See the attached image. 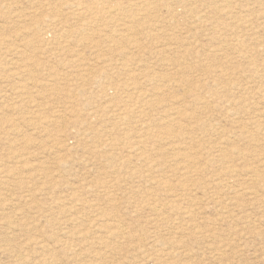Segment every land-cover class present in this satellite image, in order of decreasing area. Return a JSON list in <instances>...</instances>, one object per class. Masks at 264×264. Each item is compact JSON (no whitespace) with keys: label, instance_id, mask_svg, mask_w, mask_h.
Masks as SVG:
<instances>
[{"label":"rangeland","instance_id":"1","mask_svg":"<svg viewBox=\"0 0 264 264\" xmlns=\"http://www.w3.org/2000/svg\"><path fill=\"white\" fill-rule=\"evenodd\" d=\"M165 1L0 0V264H264V176L251 194L240 170L264 153V0Z\"/></svg>","mask_w":264,"mask_h":264},{"label":"bare ground","instance_id":"2","mask_svg":"<svg viewBox=\"0 0 264 264\" xmlns=\"http://www.w3.org/2000/svg\"><path fill=\"white\" fill-rule=\"evenodd\" d=\"M4 1H5V0H4ZM61 1H62V0H61ZM77 1H79V0H76V1L73 0V4H75ZM136 1H137V0H136ZM170 1H171V0H170ZM190 1H191V0H190ZM218 1H219V0H218ZM233 1H234V0H233ZM235 1H236V0H235ZM241 1H243V0H241ZM245 1H247V0H245ZM9 2H10V1H9ZM53 2H54V1H53ZM81 2H82V1H80V2H78V3H81ZM104 2H105V1H104ZM148 2H150V1H148ZM164 2H166V1L164 0ZM180 2H181V1H180ZM186 2H187V1H186ZM210 2H212V1H210ZM227 2H228V1H227ZM5 3H6V2H5ZM13 3H14V2H13ZM65 3H67V2H65ZM167 3H168V2H166L165 4H167ZM173 3H174V2H173ZM231 3H232V2H231ZM10 4H11V3H10ZM82 4H83V3H82ZM143 4H144V3H143ZM143 4H142V5H143ZM174 4H175V3H174ZM183 4H184V3H183ZM189 4H190V3H189ZM220 4H221V2H220ZM223 4H224V3H223ZM225 4H226V3H225ZM68 5H70V4H68ZM68 5H67V6H68ZM140 5H141V4H140ZM169 5H170V4H169ZM171 5H172V4H171ZM185 5H186V4H185ZM185 5H184V6H185ZM191 5H192V4H191ZM191 5H189V6H191ZM210 5H211V3H210ZM210 5H208V6H210ZM7 6H8V5H7ZM67 6H66V7H67ZM71 6H72V5H71ZM147 6H149V5H147ZM152 6H153V5H152ZM166 6H167V5H166ZM208 6H207V7H208ZM216 6H217V5H216ZM259 6H260V5H259ZM10 7L12 8V6H10ZM13 7H14V6H13ZM69 7H70V6H69ZM74 7H75V5H74ZM78 7H80V6H78ZM155 7H156V6H155ZM169 7H170V6H169ZM169 7H168V8H169ZM187 7H188V6H187ZM211 7H212V6H211ZM211 7H210V8H211ZM233 7H234V6H233ZM242 7H243V6H242ZM253 7H254V6H253ZM15 8H16V6H15ZM83 8H84V7H83ZM189 8H190V7H189ZM192 8H193V7H192ZM216 8H217V7H216ZM216 8H215V9H216ZM244 8H245V7H244ZM247 8H248V7H247ZM247 8H245V9H247ZM67 9L71 11V9H69V8H67ZM76 9H77V8H76ZM79 9H80V8H79ZM79 9H78V10H79ZM121 9H122L121 7H120V9H119L118 7L113 8V9L111 10L110 13H111V14H114V15H119V12H118V11H120ZM217 9H218V8H217ZM217 9H216V12H218ZM240 9H241V8H240ZM240 9H239V10H240ZM242 9H243V8H242ZM11 10H12V9H11ZM14 10H15V9H14ZM54 10H55V9H54ZM68 10H67V11H68ZM176 10H177V9H176ZM231 10H232V8H231ZM239 10H238V11H239ZM260 10H262V9H260ZM56 11H57V10H56ZM85 11H86V10H85ZM193 11H194V10H193ZM222 11H223V9H222ZM222 11H221V12H222ZM241 11H242V10H241ZM18 12H20V11H18ZM32 12H33V11H32ZM73 12H74V11H73ZM87 12H88V11H87ZM124 12H125V11H124ZM169 12H170V11H169ZM183 12H184V11H183ZM187 12H188V11H187ZM194 12H195V11H194ZM219 12H220V11H219ZM258 12H259V11H258ZM9 13H10V12H9ZM9 13H7V15H8ZM14 13H15V11H14ZM14 13H12V14H14ZM66 13H67V12H66ZM76 13H78V12L76 11ZM88 13H89V12H88ZM148 13H149V12H148ZM232 13H233V12H232ZM237 13H238V12H237ZM246 13H247V12H246ZM251 13H254V12H251ZM251 13H250V14H251ZM263 13H264V12H263ZM263 13H260V14H263ZM4 14H5V13H4ZM67 14H68V13H67ZM121 14H122V13H121ZM181 14H182V13H181ZM196 14H197V13H196ZM201 14H202V13H201ZM201 14H200V15H201ZM227 14H228V13H227ZM230 14H231V13H230ZM234 14H235V13H234ZM250 14H249V15H250ZM107 15H108V14H107ZM124 15H126V13H125ZM156 15H157V14H156ZM164 15H165V14H164ZM168 15H170V14H168ZM193 15H195V14H193ZM200 15H198V16H200ZM237 15H238V14H237ZM253 15H254V14H253ZM255 15H256V13H255ZM258 15H259V14H258ZM71 16H72V15H71ZM75 16H76V15H75ZM82 16H84V15H82ZM119 16H120V15H119ZM181 16H182V15H181ZM231 16H233V15H231ZM25 17H27V16H25ZM28 17H29V16H28ZM51 17H52V16H51ZM126 17H127V16H126ZM134 17H135V16H134ZM162 17H163V15H162ZM177 17H179V16H177ZM210 17H211V16H210ZM235 17H236V16H235ZM250 17H251V15H250ZM250 17H249V18H250ZM4 18H5V16H4ZM72 18H74V16H73ZM119 18H121V17H119ZM127 18H128V17H127ZM127 18H126V19H127ZM132 18H133V17H132ZM135 18H136V17H135ZM135 18H134V19H135ZM170 18H171V17H170ZM188 18H190V17H188ZM199 18H200V17H199ZM199 18H198V19H199ZM202 18H203V17H202ZM236 18H237V17H236ZM238 18H239V17H238ZM99 19H101V18H99ZM128 19H129V18H128ZM184 19H185V18H184ZM192 19H193V18H192ZM192 19H191V20H192ZM204 19H205V18H204ZM204 19H203V20H204ZM247 19H248V17H247ZM54 20H55V19H54ZM164 20H165V19H164ZM164 20H163V21H164ZM193 20H194V19H193ZM206 20H207V19H206ZM213 20H214V19H213ZM213 20H212V21H213ZM238 20H239V19H237V21H238ZM51 21H52V20H51ZM51 21H50V22H51ZM112 21H113V20H112ZM167 21H168V20H167ZM169 21H170V20H169ZM169 21H168V22H169ZM199 21H201V19H199ZM209 21H210V20H209ZM234 21H236V20H234ZM241 21L243 22V20H241ZM40 22H41V21H40ZM44 22H45V21H44ZM47 22H48V21H47ZM60 22H62V21H60ZM120 22H121V21H120ZM158 22H159V21H158ZM191 22H192V21H191ZM213 22H214V21H213ZM249 22H250V21H249ZM97 23H98V22H97ZM117 23H118V22H116V24H117ZM128 23H129V22H128ZM238 23H239V22H238ZM45 24L47 25V23H45ZM45 24H44V25H45ZM54 24H55V23H54ZM56 24H57V23H56ZM93 24H96V23H93ZM116 24H115V25H116ZM122 24H123V23H122ZM124 24H125V22H124ZM153 24H154V23H153ZM159 24H160V23H159ZM189 24H190V23H189ZM191 24H192V23H191ZM199 24H201V23H199ZM236 24H237V23H236ZM48 25H49V23H48ZM51 25H52V24H51ZM88 25H89V24H88ZM113 25H114V24H113ZM125 25L127 26L128 24H125ZM162 25H164V24L162 23ZM211 25H212V24H211ZM244 25H245V23H244ZM248 25H249V23H248ZM253 25H254V24H253ZM253 25H252V26H253ZM255 25H256V24H255ZM56 26H57V25H56ZM56 26H55V28H58V27H56ZM62 26H64V25H62ZM65 26H66V25H65ZM90 26H91V25H90ZM192 26H193V25H192ZM194 26H195V25H194ZM202 26H204V23L202 24ZM212 26H213V25H212ZM49 27H50V26H48V28H49ZM53 27H54V26H53ZM59 27H60V26H59ZM114 27H115V26H114ZM118 27H119V26H118ZM135 27H136V26H134V28H135ZM206 27H207V26H206ZM64 28H65V27H64ZM121 28H122V27H121ZM138 28H139V27H138ZM147 28H148V27H147ZM167 28H168V27H167ZM167 28H166V29H167ZM202 28H203V27H202ZM243 28H244V27H243ZM253 28H254V26H253ZM253 28H252V29H253ZM114 29H116V27H115ZM117 29H118V28H117ZM126 29H127V31L129 30V28H126ZM142 29L144 30V28H142ZM156 29H157V28H156ZM161 29H162V28H161ZM161 29H160V30H161ZM198 29H199V28H198ZM263 29H264V28H263ZM119 30H120V28H119ZM134 30H136V29H134ZM149 30H150V29H149ZM170 30L172 31V29H170ZM174 30H176V29H174ZM190 30H191V29H190ZM192 30H194V29L192 28ZM202 30H203V29H202ZM248 30H250V29H248ZM255 30H256V28H255ZM52 31H53V30H52ZM55 31H56V30H55ZM60 31H61V30H60ZM60 31H59V32H60ZM62 31H63V30H62ZM78 31H79V30H78ZM166 31H167V30H166ZM194 31H195V32H199V31H196V29H195ZM251 31H252V30H251ZM257 31H258V30H257ZM79 32H80V31H79ZM83 32H84V31H83ZM118 32H119V31H118ZM118 32H117V35H118ZM122 32H123V31H122ZM159 32H160V31H159ZM172 32H173V31H172ZM200 32H201V31H200ZM255 32H256V31H255ZM50 33H51V31H50ZM56 33H57V32H56ZM119 33H120V35H121V32H119ZM130 33H131V30H130ZM130 33H129L128 35H130ZM156 33H157V30H156ZM156 33H155V34H156ZM164 33H165V32H164ZM249 33H250V32H249ZM251 33H252V32H251ZM45 34H46V33H45ZM52 34H53V33H52ZM60 34H61V32H60ZM123 34H124V33H123ZM135 34H136V33H135ZM133 35H134V34H133ZM191 35H192V34H191ZM64 36H65V35H64ZM122 36H123V35H122ZM150 36H151V35H150ZM237 36H238V35H237ZM257 36H258V34H257ZM53 37H54V36H53ZM238 37H239V36H238ZM252 38H253V37H252ZM259 38H260V37H259ZM127 39H128V41H129V43H130L131 41H132L133 43H135L136 41H138V40L134 39L133 37L131 38L130 36H127ZM239 39H240V38H239ZM239 39H238V40H239ZM244 39H245V37H244ZM255 39H256V38H255ZM260 39H261V38H260ZM191 40H192V39H191ZM193 40H194V39H193ZM235 40H236V39H235ZM240 40H241V39H240ZM245 40H247V39H245ZM249 40H250V39H249ZM252 40H253V39H252ZM261 40H262V39H261ZM170 41H171V40H170ZM226 41H227V40H226ZM164 42H166V41H164ZM239 42H240V41H239ZM251 42H252V41H251ZM0 43H1V42H0ZM162 43H163V41H162ZM236 43H237V42H236ZM243 43H244V42H243ZM248 44H249V43H248ZM248 44H247V46H248ZM262 44H263V43H262ZM137 45H138V44H137ZM189 45H190V44H189ZM200 45H201V44H200ZM245 45H246V44H245ZM132 46H134V44H133ZM192 46H193V45H192ZM195 46H196V44H195ZM195 46H194V47H195ZM230 46H231V45H230ZM247 46H246V47H247ZM251 46H252V45H251ZM251 46H250V47H251ZM255 46H256V45H255ZM258 46H259V45H258ZM1 47H3V46H1ZM140 47H141V46H140ZM172 47H173V46H172ZM174 47H175V46H174ZM180 47H181V45H180ZM183 47H184V46H183ZM183 47H182V48H183ZM231 47H232V46H231ZM244 47H245V46H244ZM253 47H254V46H253ZM166 48H167V46H166ZM187 48H188V47H187ZM233 48H234V47H233ZM241 48H242V46H241ZM123 49H124V48H123ZM130 49H131V47H130ZM138 49H139V48H138ZM168 49H170V48H168ZM184 49H185V47H184ZM197 49H199V48H197ZM211 49H212V48H211ZM215 49H216V48H215ZM215 49H214V50H215ZM219 49H220V48H219ZM222 49H223V48H222ZM238 49H239V48H238ZM244 49H246V48H244ZM161 50H162V49H161ZM204 50H205V49H204ZM241 50H242V49H241ZM248 50H249V49H248ZM248 50H247V51H248ZM123 51H124V50H123ZM129 51H130V50H129ZM192 51H193V50H192ZM221 51H222V50H221ZM239 51H240V50H239ZM245 51H246V50H245ZM138 52H139V51H138ZM138 52H137V53H138ZM160 52L162 53V51H160ZM184 52H185V51H184ZM193 52H194V51H193ZM193 52H192V53H193ZM197 52H198V50H197ZM209 52H210V51H209ZM222 52H223V51H222ZM241 52H242L241 54H243V55L245 54V53H243L244 51H241ZM250 52H251V51H250ZM211 53H212V52H211ZM218 53H219V52H218ZM124 54H125V52H124ZM127 54H128V53H127ZM140 54H141V53H140ZM201 54H202V53H201ZM213 54H214V52H213ZM219 54H220V53H219ZM239 54H240V52H239ZM241 54H240V55H241ZM78 55H79V54H78ZM192 55H193V54H192ZM205 55H206V53H205ZM226 55H228V54H226ZM243 55H242V56H243ZM247 55H248V54H247ZM249 55H250V54H249ZM132 56H133V54H132ZM198 56H199V55H198ZM253 56H254V55H253ZM215 57H216V56H215ZM257 57H258V55H257ZM205 58H206V57H205ZM208 58H209V57H208ZM218 58H219V57H218ZM228 58H229V57H228ZM76 59H77V58H76ZM79 59H80V58H79ZM96 59H97V58H96ZM198 59H199V58H198ZM198 59H197V60H198ZM219 59H220V58H219ZM226 59H227V58H226ZM252 59H253V58H252ZM77 60H78V59H77ZM98 60H99V59H98ZM110 60H111V59H110ZM212 60H213V59H212ZM231 60H232V59H231ZM245 60H246V58H245ZM111 61H112V60H111ZM199 61H200V59H199ZM214 61H215V59H214ZM216 61H217V60H216ZM249 61H250V60H249ZM72 62H73V59H72ZM72 62H71V64H72ZM94 62H95V61H94ZM101 62H102V61H101ZM134 62H137V60L134 61ZM134 62H132V63H134ZM138 62H139V61H138ZM161 62H163V61H161ZM211 62H212V61H211ZM78 63H79V62H78ZM81 63L84 64L83 62H81ZM109 63H110V62H109ZM111 63H112V62H111ZM113 63H114V62H113ZM113 63H112V64H113ZM132 63H131V64H132ZM166 63H167V61H166ZM171 63H172V62H170V64H171ZM197 63H198V62H197ZM202 63H203V62H202ZM208 63H209V62H208ZM219 63H220V62H219ZM263 63H264V62H263ZM263 63H262V64H263ZM95 64H96V63H95ZM104 64H105V66H106L107 63H104ZM114 64H115V63H114ZM121 64H123V63L121 62ZM220 64H221V63H220ZM249 64H250V63H249ZM76 65H77V63H76ZM79 65H80V64H79ZM79 65H77V66L79 67ZM84 65H85V64H84ZM84 65H83V66H84ZM123 65H124V64H123ZM125 65H126V63H125ZM125 65H124V66H125ZM140 65H141V67H142V64H140ZM144 65H148V64H144ZM160 65H164V63H162V64H160ZM171 65H172V64H171ZM196 65H197V64H196ZM207 65H208V64H207ZM211 65H212V64H210V67H211ZM224 65H225V63H224ZM255 65H256V63H255ZM80 66L82 67V65H80ZM86 66H87V64L85 65L84 68H86ZM98 66H99V65H98ZM137 66H138V65H137ZM150 66H151V65H150ZM175 66H177V65H175ZM205 66H206V65H205ZM220 66H221V65H220ZM225 66H226V65H225ZM78 67H76V68H78ZM92 67H93V66H92ZM110 67H111V66H110ZM113 67H114V66H113ZM115 67H117V66H115ZM118 67L121 68V66H118ZM122 67H123V66H122ZM125 67H126V66H125ZM127 67H128V66H127ZM146 67H147V66H146ZM163 67H165V65H164ZM169 67H171V66H168V68H169ZM172 67H173V65H172ZM236 67H237V66H236ZM239 67H240V66H239ZM239 67H238V68H239ZM248 67H249V65H248ZM251 67H252V65H251ZM251 67H250V68H251ZM262 67H263V66H262ZM20 68H21V67H20ZM70 68H71V67H70ZM76 68H75V69H76ZM90 68H91V67H90ZM108 68H109V67H108ZM128 68H129V67H128ZM128 68H126V69H128ZM130 68L132 69V67H130ZM135 68H136V66H135ZM139 68H140V67H139ZM143 68H144V67H143ZM173 68H174V67H173ZM243 68H244V67H243ZM243 68H242V69H243ZM255 68H257V67L255 66ZM23 69H24V68H23ZM95 69H96V68H95ZM126 69H125V70H126ZM136 69H137V68H136ZM146 69H147V68H146ZM149 69H150V68H149ZM201 69H203V68H201ZM211 69H212V68H211ZM260 69H261V68H260ZM80 70H81V69H80ZM112 70H113V69H112ZM133 70H134V68H133ZM143 70H144V69H142V71H143ZM150 70H152V68H151ZM245 70H247V69H245ZM74 71H75V70H74ZM82 71H83V70H82ZM87 71H88V70H87ZM114 71H116V70H114ZM117 71H120V70H117ZM126 71H127V70H126ZM128 71H130V70H128ZM153 71H154V70H153ZM195 71H196V70H195ZM199 71H200V70H199ZM199 71H198V72H199ZM202 71H203V70H202ZM229 71H231V70H229ZM243 71H244V70H242V72H243ZM247 71H249V70H247ZM83 72H84V71H83ZM83 72H82V74H83ZM91 72H92V71H91ZM145 72H146V71H144V73H145ZM198 72H197V74H198ZM220 72H221V71H220ZM235 72H238V73H239L240 71H239V69H238V71H237V69H236ZM235 72H234V73H235ZM244 72H245V71H244ZM249 72H250V71H249ZM254 72H255V71H254ZM125 73H126V72H125ZM128 73H129V72H128ZM130 73H132V72H130ZM147 73H148V71H147ZM149 73H150V72H149ZM186 73H187V72H186ZM250 73H251V72H250ZM256 73H257V72H256ZM78 74H79V73H78ZM84 74H86V73H84ZM87 74H88V72H87ZM89 74H90V73H89ZM89 74H88V75H89ZM95 74H96V73H95ZM133 74H134V73H133ZM154 74H155V73H154ZM154 74H153V75H154ZM199 74H200V73H199ZM203 74H204V73H203ZM203 74H201V75H203ZM210 74H211V73H210ZM213 74H214V73H213ZM213 74H212V75H213ZM236 74H237V73H236ZM236 74H235V75H236ZM240 74H241V73H240ZM251 74H252V73H251ZM253 74H254V73H253ZM260 74H261V73H260ZM19 75H20V74H19ZM131 75H132V74H131ZM131 75H129V76H131ZM147 75H148V76H151L150 74H147ZM195 75H196V74H195ZM219 75H220V74H219ZM229 75H230V73H229ZM235 75H234V76H235ZM237 75H238V74H237ZM237 75H236V76H237ZM255 75H256V74H255ZM91 76H92V75H91ZM91 76H90V77H91ZM156 76H158V75H156ZM207 76H208V75H206V77H207ZM236 76H235V78H237ZM259 76H260V75L257 74V77H259ZM263 76H264V75H263ZM263 76H261V77H263ZM153 77H155V76H153ZM153 77H150L149 80L152 79ZM158 77H160V76H158ZM166 77H167V76H166ZM203 77H204V76H203ZM218 77L220 78V76H218ZM222 77H223V76H222ZM232 77H233V76H232ZM232 77H230V80H231ZM250 77H251V76H249V78H250ZM252 77H253V76H252ZM136 78H137V76H136ZM146 78H147V77H146ZM146 78H145V79H146ZM161 78H162V77H161ZM171 78H172V76H171ZM198 78H199V77H198ZM207 78H208V77H207ZM207 78H206V79H207ZM212 78H213V77H212ZM223 78H224V77H223ZM226 78H227V77H226ZM253 78H254V77H253ZM147 79H148V78H147ZM157 79H158V78H157ZM185 79L187 80V78H185ZM201 79H202V78H201ZM209 79H210V78H209ZM161 80L163 81V79H161ZM168 80H169V78H168ZM186 80H185V81H186ZM203 80H204V78H203ZM212 80H213V79H212ZM214 80H215V79H214ZM216 80H218V79L216 78ZM221 80L223 81V79H221ZM221 80H219L218 82H220ZM232 80H233V79H232ZM248 80H249V79H248ZM251 80H252V78H251ZM251 80H250V81H246V83H247V82H251ZM255 80H256V79H255ZM175 81H176V80H175ZM190 81H191V80H190ZM197 81H198V80H197ZM226 81H228V80H226ZM233 81H234V80H233ZM252 81H253V80H252ZM261 81H262V80H261ZM146 82H147V80H146ZM150 82H152V81L150 80ZM154 82H155V81H154ZM169 82H171V81L169 80ZM202 82H203V81H202ZM204 82H205V81H204ZM206 82H207V81H206ZM218 82H217V83H218ZM262 82H263V81H262ZM132 83H133V82H132ZM137 83H138V82H137ZM144 83H145V82H144ZM148 83H149V82H148ZM160 83H161V81H160ZM167 83H168V82H167ZM176 83H177V82H176ZM191 83H192V81H191ZM191 83H190V84H191ZM194 83H195V82H194ZM222 83H224V82H222ZM225 83H226V82H225ZM233 83H234V82H233ZM255 83H256V82H255ZM260 83H261V82H259V84H260ZM121 84H123V83H121ZM145 84H146V83H145ZM154 84H155V83H154ZM162 84H163V83H161V85H162ZM186 84H187V83H186ZM207 84H208V83H207ZM211 84H212V83H211ZM244 84H245V83H244ZM248 84H249V83H248ZM252 84H254V83H252ZM252 84H251V85H252ZM123 85H124V84H123ZM126 85H127V86H130L129 83L126 84ZM126 85H125V87H126ZM167 85H168V84H167ZM175 85H176V84H175ZM188 85H189V84H188ZM193 85H195V84H193ZM204 85H205V84H204ZM204 85H203V86H204ZM208 85H209V84H208ZM225 85H226V84H225ZM229 85H231V84H229ZM232 85H235V83L232 84ZM232 85H231V86H232ZM237 85H238V84H237ZM251 85L249 84V86H251ZM20 86H21V85H20ZM141 86H142V85H141ZM218 86H219V85H218ZM218 86H217V87H218ZM231 86H230V87H231ZM239 86H241V84H240ZM243 86H244V85H242V87H243ZM245 86H246V84H245ZM245 86H244V87H245ZM259 86H261V85H259ZM131 87H132V86H131ZM133 87H134V85H133ZM143 87H144V86H143ZM189 87H190V86H189ZM189 87H188V88H189ZM198 87H201V86H198ZM213 87H214V86H213ZM221 87H222V86H221ZM232 87H233V86H232ZM244 87H243V88H244ZM246 87H247V86H246ZM255 87H256V86H255ZM21 88H22V87H21ZM121 88H122V87H121ZM210 88H212V87H210ZM219 88H220V87H219ZM239 88H240V87H239ZM251 88H252V87H251ZM257 88H258V85H257ZM123 89H124V88H122V91H123ZM135 89H136V88H135ZM191 89H192V88H191ZM225 89H226V88H225ZM225 89H224V90H225ZM259 89H260V87H259ZM259 89H258V90H259ZM142 90H143V89H142ZM142 90H141V93L143 92ZM150 90H151V89H150ZM152 90H153V89H152ZM195 90H196V89H195ZM195 90H194V91H195ZM214 90H216V89H214ZM217 90H218V89H217ZM240 90H242V89H240ZM245 90H246V89H245ZM245 90H243V91L245 92ZM250 90H252V89H250ZM117 91H119L118 88L116 89V92H117ZM120 91H121V90H120ZM120 91H119V92H120ZM133 91H134V89H133ZM133 91H131V92H133ZM138 91H140V90H138ZM148 91H149V90H148ZM212 91H213V90H212ZM212 91H210V92H212ZM219 91H220V90H219ZM229 91H230V89H229ZM151 92H152V91H151ZM200 92H201V90L199 91V94H200ZM213 92H214V91H213ZM217 92H218V91H217ZM246 92H247V91H246ZM251 92H252V91H251ZM263 92H264V91H263ZM16 93H18V92H16ZM19 93H20V92H19ZM117 93H118V92H117ZM126 93H127V92H126ZM144 93H145V90H144ZM147 93H148V92H147ZM154 93H155V91H154ZM156 93H157V92H156ZM156 93H155V94H156ZM197 93H198V91H197ZM259 93H261V92H259ZM139 94H140V92L138 93V95H139ZM152 94H153V93H152ZM201 94H202V93H201ZM201 94H200V96H201ZM212 94H213V93H212ZM222 94H223V93H222ZM18 95H19V94H18ZM116 95H117V94H116ZM127 95H128V94H127ZM133 95H134V94H133ZM141 95H142V94H141ZM186 95H187V94H186ZM203 95H204V93H203ZM129 96L132 97L131 94H129ZM134 96H136V94H135ZM154 96H155V95H154ZM192 96H193V94H192ZM194 96H195V93H194ZM198 96H199V95H198ZM200 96H199V97H200ZM211 96H213V95H210V97H211ZM214 96H215V95H214ZM240 96H242V94L239 95V97H240ZM252 96H253V95H252ZM260 96H261V95H259V97H260ZM262 96H263V94H262ZM141 97H143V96H141ZM141 97H140V98H141ZM204 97H205V96H203V98H204ZM227 97H228V96H227ZM234 97H235V96H234ZM234 97H233V99H234ZM242 97H245V96H242ZM242 97H241L240 99H242ZM0 98H1V97H0ZM144 98H145V97H144ZM144 98H142V99H144ZM189 98H190V97H189ZM192 98H194V103H195V100L198 99L197 95H196V97H191V99H192ZM195 98H197V99H195ZM201 98H202V97H201ZM215 98H217V97H215ZM224 98H226V96H225ZM224 98H223V99H224ZM237 98H238V97H237ZM263 98H264V96H263ZM153 99H154V98H153ZM199 99H200V98H199ZM205 99H206V98H205ZM243 99H244V98H243ZM260 99H261V98H260ZM130 100H132V99H130ZM138 100H139V99H138ZM138 100H137V101H138ZM149 100H150V98H149ZM156 100H157V99L155 98V101H156ZM200 100H201V99H200ZM214 100H215V99H214ZM216 100H217V99H216ZM225 100H227V99H225ZM225 100H224V101H225ZM228 100H229V99H228ZM257 100H259V99H257ZM261 100H262V99H261ZM2 101H4V100H2ZM132 101H133V100H132ZM142 101H143V100H142ZM155 101H154V103H155ZM218 101H219V99H218ZM237 101H238V100H237ZM263 101H264V100H263ZM0 102H1V101H0ZM139 102H140V101H139ZM139 102H138V103H139ZM198 102H199V101H198ZM201 102H202V101H201ZM213 102H214V101H213ZM221 102H222V101H221ZM225 102H226V101H225ZM227 102H228V101H227ZM227 102H226V103H227ZM232 102H233V101H232ZM234 102H236V101H234ZM151 103L153 104V102H150V104H151ZM196 103H197V102H196ZM226 103H225V106H226ZM229 103H230V102H229ZM240 103H241V101H240ZM240 103H238V104H240ZM133 104H134V103H133ZM141 104H144V103H141ZM173 104H174V103H173ZM231 104H232V103H231ZM231 104H230V105H231ZM248 104H249V103H247V105H248ZM116 105H117V104H116ZM118 105H119V104H118ZM146 105H147V104H146ZM196 105H197V104H196ZM211 105H212V103H211ZM227 105H229V104L227 103ZM230 105H229V106H230ZM241 105H242V104H241ZM244 105H245V104H244ZM253 105H254V104H253ZM114 106H115V105H114ZM136 106H137V105H136ZM140 106H141V105H140ZM147 106H148V105H147ZM191 106H192V105H191ZM194 106H195V105H194ZM199 106H200V105H199ZM202 106H203V105H202ZM205 106H206V105H205ZM207 106H208V105H207ZM236 106H237V105H236ZM250 106H251V105H250ZM250 106H248V108H249ZM116 107H117V106H116ZM130 107H131V106H130ZM148 107H149V106H148ZM171 107H172V106H171ZM173 107H175V106H173ZM196 107H198V106H196ZM223 107H224V106H223ZM230 107H231V106H230ZM230 107H229V108H230ZM234 107H235V106H234ZM234 107H233L232 109H234ZM241 107H242V106H241ZM254 107H255V106H254ZM256 107H258V106H256ZM259 107L261 108V106H259ZM117 108H118V107H117ZM117 108H116V109H117ZM135 108H136V107H135ZM135 108H134V109H135ZM138 108H139V106H138ZM140 108L142 109V107H140ZM140 108H139V109H140ZM145 108H146V107H145ZM165 108H166V107H165ZM191 108H192V107H191ZM198 108H199V107H198ZM204 108H208V107H204ZM216 108H217V107H216ZM221 108H222V107H221ZM235 108H236V107H235ZM245 108H246V106H245ZM260 108H258V110H259ZM126 109H127V108H126ZM136 109H137V108H136ZM161 109H162V108H161ZM163 109H164V108H163ZM192 109H194V107H193ZM196 109H197V108H196ZM222 109H223V108H222ZM226 109H228L227 106H226ZM237 109H238V108H237ZM249 109H250V108H249ZM119 110H120V109H119ZM127 110H128V109H127ZM127 110H126V112H127ZM143 110H144V109H143ZM205 110H206V109H205ZM230 110H231V109H229L228 111H230ZM252 110L254 111V109H252ZM136 111H137V110H136ZM211 111H212V110H211ZM224 111H225V110H224ZM239 111H240V110H239ZM239 111H238V112H239ZM243 111H245V110H243ZM253 111H252V112H253ZM121 112L124 113V111H121ZM133 112H134V111H133ZM140 112H141V111H140ZM173 113H174V112H173ZM176 113H177V112H176ZM206 113H208V112H206ZM222 113H223V112H222ZM226 113H227V110H226ZM229 113H230V112H229ZM239 113H240V112H239ZM243 113H244V112H243ZM116 114H117V113H116ZM141 114H142V113H141ZM169 114H171V111H170ZM200 114H201V113H200ZM210 114H211V113H210ZM241 114H242V111H241ZM112 115H113V114H112ZM124 115H125V114H124ZM124 115H123V116H124ZM195 115H196V114H195ZM206 115H207V114H206ZM223 115H224V113H223ZM236 115H237V113H236ZM236 115H235V116H236ZM244 115H245V113H244L243 115H240V116H244ZM115 116H116V115H115ZM115 116H114V117H115ZM176 116H177V115H176ZM203 116L205 117V112H204ZM203 116H202V117H203ZM207 116H209V114H208ZM212 116H213V115H212ZM224 116H225V115H224ZM233 116H234V115H233ZM235 116H234V117H235ZM262 116H263V115H262ZM120 117H121V116H120ZM188 117H190V116H188ZM199 117H200V116H199ZM202 117H201V118H202ZM226 117H227V116H226ZM255 117H256V116H255ZM257 117H258V116H257ZM259 117H260V116H259ZM259 117H258V119H259ZM118 118H119V117H118ZM118 118H116V119H118ZM172 118H173V117H172ZM190 118H191V117H190ZM192 118H194V117H192ZM192 118H191V120H192ZM207 118H208V117H207ZM229 118L232 119V117H229ZM245 118H246V117H245ZM185 119H186V118H185ZM219 119H220V118H219ZM224 119H225V118H224ZM235 119H236V118H235ZM261 119H262V118H260L259 121H262V122H261V124H259L258 126L260 127V129L262 128V129L264 130V120H261ZM167 120H168V117H167ZM191 120H187V119H186V121H191ZM193 120L195 121V119H193ZM202 120H203V118H202ZM202 120H201V121H202ZM208 120L210 121L211 118H209ZM228 120H229V119H228ZM232 120H233V119H232ZM246 120H247V119H246ZM253 120H256V119H253ZM120 121H121V120H120ZM123 121H124V120H123ZM164 121H165V120H164ZM173 121H175V120H173ZM203 121H205V120H203ZM213 121H214V120H213ZM225 121H226V120H225ZM243 121H244V120H243ZM124 122H126V121H124ZM162 122H163V120H162ZM179 122H180V121H179ZM205 122H206V121H205ZM205 122H204V123H205ZM230 122H231V121H230ZM233 122H236V121H233ZM142 123H146V122H142ZM142 123H141V124H142ZM173 123H175V122H173ZM176 123H177V121H176ZM190 123H191V122H190ZM196 123H198V124L202 123V122H200V118H199L198 121H196ZM214 123H215V122H214ZM244 123H245V122H244ZM244 123H243V124H244ZM253 123H254V121H253ZM255 123H256V122H255ZM255 123H254V124H255ZM147 124H149V123H147ZM168 124H169L170 126H169ZM178 124H179V123H178ZM208 124H209V123H208ZM212 124H213V122H212ZM216 124H218V123H217V120H216ZM228 124H229V123H228ZM249 124H250V123H249ZM249 124H248V125H249ZM142 125H143V124H142ZM164 125H166L164 128H168V126L171 127L173 124H172V122H171V123H170V122H168V123L165 122ZM187 125H188V124H187ZM191 125H193V123H192ZM191 125H190V126H191ZM194 125H195V124H194ZM229 125H230V124H229ZM256 125H257V124H256ZM143 126H144V125H143ZM145 126H146V125H145ZM205 126H209V125H205ZM214 126H216V125H214ZM245 126H246V125H245ZM254 126H255V125H254ZM146 127H147V126H146ZM161 127H162V126H161ZM197 127H198V125H197ZM203 127H204V126H203ZM203 127H202V128H203ZM209 127H210V126H209ZM220 127H221V126H220ZM230 127H231V126H230ZM252 127H253V125H252ZM255 127H256V126H255ZM141 128H142V127H141ZM186 128H187V126H186ZM205 128H206V127H205ZM217 128H218V126H217ZM175 129H176V128H175ZM192 129H193V128H192ZM223 129H224V128H223ZM231 129H233V128H231ZM256 129H258V128L256 127ZM146 130H147V129H146ZM148 130H149V128H148ZM148 130H147V131H148ZM184 130H185V129H184ZM193 130H194V129H193ZM199 130H200V129H199ZM199 130H198V131H199ZM211 130H212V129H211ZM217 130H218V129H217ZM220 130H221V129H220ZM167 131H168V130H167ZM169 131L172 132V129L169 128ZM189 131H190V130H189ZM200 131H202V130H200ZM203 131H204V130H203ZM207 131H208V130H207ZM207 131H206V132H207ZM233 131H234V130H233ZM235 131L237 132V130H235ZM144 132H145V131H144ZM190 132H191V131H190ZM192 132H193V131H192ZM204 132H205V131H204ZM206 132H205V133H206ZM210 132H212V131H210ZM214 132H215V131H214ZM223 132H224V131H223ZM238 132H240V131H238ZM256 132H258V131H256ZM256 132H250V133H247V134H248V137H249L248 140H250V143L257 142V135L259 136V134H257ZM195 133H197V131H195ZM242 133H243V134H246V131H245V132H242ZM263 133H264V132H263ZM188 134H189V133H188ZM191 134H192V133H191ZM203 134H204V133H203ZM207 134H209V133H207ZM211 134H212V133H211ZM226 134H227V133H226ZM229 134H230V133H229ZM231 134H232V133H231ZM193 135L195 136L194 133H193ZM212 135H213V134H212ZM221 135H222V134H221ZM233 135H234V134H233ZM189 136H190V135H189ZM236 136H238V133H237ZM239 136H240V135H239ZM241 136H242V135H241ZM209 137H210V136H209ZM217 137H218V136H217ZM226 137H227V136H226ZM229 137H230V136H229ZM232 137H233V136H232ZM232 137H231V139H232ZM234 137H235V136H234ZM234 137H233V139H235ZM242 137H244V136H242ZM242 137H240V138H242ZM248 137H247V138H248ZM261 137H262V135H261ZM197 138H198V137H197ZM213 138H214V137H213ZM224 138H225V137H224ZM262 138H263V137H262ZM195 139H196V138H195ZM204 139H205V138H204ZM214 139H215V138H214ZM216 139H217V138H216ZM229 139H230V138H229ZM236 139H237V138H236ZM243 139H244V138H243ZM191 140H192V139H191ZM191 140H190V141H191ZM199 140H200V138H199ZM206 140H208V139H206ZM223 140H224V139H223ZM227 140H228V138L226 139V142H228ZM195 141H196V140H195ZM195 141H194V142H195ZM219 141H220V140H219ZM219 141H218V142H219ZM236 141L238 142L239 140H236ZM244 141H245V140H244ZM244 141H243V142H244ZM261 141H262V140H261ZM263 141H264V139H263ZM263 141H262V142H263ZM204 142H205V141H204ZM221 142H222V141H221ZM234 142H235V141H234ZM198 143H200V142H198ZM207 143H209V142H207ZM212 143H213V142H212ZM240 143H241V142H240ZM240 143H239V144H240ZM244 143H245V142H244ZM250 143H249V145H250ZM143 144H145V142H144ZM193 144H194V143H193ZM201 144H202V143H201ZM233 144H234V143H232L231 145H233ZM241 144H242V143H241ZM255 144H256V143H255ZM139 145H141V144H139ZM171 145H172V144H171ZM190 145H191V144H190ZM197 145H198V144H197ZM202 145H203V144H202ZM206 145H207V144H206ZM214 145H215V144H214ZM231 145H229V146H231ZM236 145H237V144H236ZM242 145H243V144H242ZM246 145H247V143H246ZM143 146H144V145H143ZM209 146H210V144H209ZM219 146H220V144H219ZM234 146H235V145H234ZM253 146H254V144L251 145V147H253ZM259 146H261V145H259ZM160 147H161V146H160ZM163 147H164V146H163ZM191 147H192V146H190V148H191ZM220 147H222V145H221ZM262 147H263V146H262ZM262 147H261V148H262ZM143 148L146 149L145 147H143ZM164 148H166V147H164ZM168 148H169V147H168ZM185 148H186V147H185ZM185 148H184V149H185ZM187 148H189V147H187ZM248 148H249V147H248ZM255 148H257V146H255ZM141 149H142V148H141ZM144 149H143V150H144ZM158 149H159V148H158ZM160 149H161V148H160ZM169 149H171V147H170ZM193 149H194V147H193ZM193 149H191V150H189V151L191 152ZM198 149L200 150V148H198ZM198 149H197V150H198ZM233 149H234V148H233ZM233 149H232V150H233ZM253 149H254V148H253ZM167 150H168V149H167ZM172 150H173V149H172ZM219 150H220V149H219ZM227 150H228V149H225V151H227ZM245 150H247V151H245ZM245 150H244V148H240L239 150L236 151L237 156H239V158H243L244 160H246L247 157H248L249 155L252 154V153L250 154V152H251V150H252L251 148L246 149V147H245ZM248 150H249L250 152H249ZM164 151H165V150H164ZM164 151L162 150V152H164ZM187 151H188V149H187ZM195 151H196V150H194V152H195ZM214 151H215V150H214ZM230 151H231V150H230ZM230 151H228V152L225 153V156H226V157H229L228 155L230 154ZM263 151H264V150H263ZM151 152H152V151H151ZM156 152H157V150H156ZM145 153H147V152H145ZM148 153H150V152H148ZM167 153H168V152H167ZM169 153H170V152H169ZM171 153H172V152H171ZM176 153H181V154H179V155L177 156L178 158H179V157H182V158H183V157H184V158L189 157V156H187L185 153H182V152H179V151H177ZM176 153H174L175 156H176ZM188 153H189V152H188ZM203 153H204V152H203ZM203 153H202V155H203ZM208 153H209V152H208ZM208 153L206 152V154H208ZM213 153H214V152H213ZM215 153H216V152H215ZM153 154H154V153H153ZM164 154H165V153H164ZM164 154H162V155H164ZM174 154H173L172 156H174ZM253 154H254V153H253ZM256 154H257V153H256ZM263 154H264V153L257 154L258 159H259V160H257L258 163H259V161H260V164H258V166H255V165H256V164H255V165H252L251 167H247L245 170L240 169L241 171H244V172H245V173L243 174L244 177H245V178L243 179V180H244L243 182H250V181H251L250 183L252 184V187H255V186H254V184L256 183L255 181L260 180V179H263V176H264V175L261 174V170H262L263 168H260L261 165H263L262 167H264V163H263V162H264V155H263ZM142 155H143V154H142ZM150 155H151V153H150ZM167 155H168V154H167ZM194 155H195V154H194ZM194 155H193V156H194ZM200 155H201V154H200ZM208 155H209V154H208ZM211 155H212V154H211ZM157 156H158V155H157ZM234 156H236V155L234 154ZM234 156H233V157H234ZM191 157H192V156H191ZM195 157H196V156H195ZM208 157H210V156H208ZM158 158H159V157H158ZM182 158H181V159H182ZM193 158H194V157H192V159H193ZM255 158H256V157H255ZM187 159H188V158H187ZM194 159H195V158H194ZM203 159H205V158H203ZM210 159H211V158H210ZM248 159H249V158H248ZM250 159H252V157H251ZM250 159H249V160H250ZM178 160H179V159H178ZM205 160H206V159H205ZM208 160H209V159H208ZM208 160H207V162H208ZM236 160L238 161V159H236ZM210 161H211V160H210ZM216 161H218V159H216ZM233 161H234V160H233ZM241 161H242V160H241ZM247 161H248V160H247ZM247 161H245V162H247ZM252 161H253V160H252ZM261 161H262V162H261ZM163 162H164V161H163ZM189 162H191V165H192V162H193V161L191 160V161H189ZM219 162H220V160H219ZM238 162H239V161H238ZM238 162H237V163H238ZM242 162H244V161H242ZM249 162H250V161H249ZM178 163H179V162H178ZM178 163H177V164H178ZM210 163H211V162H210ZM221 163H222V162H221ZM239 163H240V162H239ZM252 163H253V162H252ZM254 163H255V162H254ZM254 163H253V164H254ZM177 164H176V165H177ZM181 164H182V163H181ZM181 164H180V166H181ZM197 164H198V163H197ZM202 164H203V163H202ZM188 165H189V163H188ZM220 165L223 166V165H225V164H220ZM248 165H249V164H248ZM151 166H152V165H151ZM165 166H167V165H165ZM174 166H175V165H174ZM189 166H190V165H189ZM198 166H199V165H198ZM198 166H197V167H198ZM200 166H201V165H200ZM209 166H210V165H209ZM209 166H208V167H209ZM242 166H243V164H242ZM242 166H241V168H242ZM254 166H255V167H254ZM176 167H177V166H176ZM176 167H175V168H176ZM186 167H187V166H186ZM201 167L204 168V166H201ZM223 167H224V166H223ZM232 167H233V166L229 167V169L226 167V168L229 170V171L227 170V176H228V178H234V176H235L236 174H237L236 176H238V174H239V171H237L234 167H233L234 169H232ZM165 168H169V167H165ZM175 168H173V169H175ZM182 168H183V167H182ZM243 168H244V167H243ZM150 169H153V168L151 167ZM187 169H188V168H187ZM187 169H186V170H187ZM201 169H202V168H201ZM194 170H195V169H194ZM202 170H203V169H202ZM162 171H163V169H162ZM181 171H182V169H181ZM221 171H222V170H221ZM224 171H225V168H224ZM176 172H177V171H176ZM182 172H183V171H182ZM182 172H181V173H182ZM199 172H200V171H198V173H199ZM207 172H208V171H207ZM178 173H179V172H178ZM181 173H180V174H181ZM193 173H194V172H193ZM195 173H196V172H195ZM198 173H197V174H198ZM204 173H205V172H204ZM170 174H171V173H170ZM205 174H206V173H205ZM216 174H219V173H216ZM176 175H177V174H176ZM190 175H191V174H190ZM170 176H172V175H170ZM177 176H178V175H177ZM177 176H176V177H177ZM183 176H184V175H183ZM186 176H189V175H186ZM186 176H185V177H186ZM201 176H203V175H201ZM180 177H181V176H180ZM197 177H198V176H197ZM216 177H217V176H216ZM223 177H224V176H223ZM223 177H221V178H223ZM225 177H226V176H225ZM240 177H241V176H240ZM160 178L163 179V180L165 181L164 178H167V177H164V178H163V177H160ZM195 178H196V177H195ZM210 178H211V177H210ZM214 178H215V177H214ZM217 178H218V177H217ZM226 178H227V177H226ZM236 178H237V177H236ZM172 179H173V178H172ZM180 179H181V178H180ZM190 179H191V177H190ZM193 179H194V178H193ZM239 179H240V178H239ZM167 180H168V179H167ZM182 180H183V179H182ZM206 180H207V179H206ZM218 180H219V183H218V184L220 185V183H221V185H222L223 187H228V186L230 185V182L233 181V180H230V182H229V181H226V182L224 181V182H223L222 179H220V176H219V179H218ZM218 180H217V181H218ZM223 180H224V179H223ZM160 181H161V180H160ZM178 181H179V180H178ZM193 181H194V180H193ZM197 181H198V180H197ZM201 181H202V180H201ZM213 181H215V180H213ZM168 182H169V181H168ZM188 182H189V181H188ZM191 182H192V181H191ZM241 182H242V181H241ZM243 182H242V183H243ZM263 182H264V179H263ZM162 183H163V182H162ZM176 183H177V182H176ZM182 183H183V182H182ZM184 183H185V182H184ZM194 183H195V182H194ZM209 183H210V182H209ZM215 183H216V182H215ZM215 183L212 182V184L216 185ZM238 183H239V181H238ZM250 183H249V184H250ZM191 184H193V183H191ZM196 184H197V183H196ZM199 184H201V183H199ZM210 184H211V183H210ZM232 184H233V183H232ZM240 184H241V183H240ZM249 184H248V185H249ZM251 184H250V185H251ZM258 184H259V183H258ZM260 184H262V183H260ZM163 185H164V184H163ZM182 185H185V186H186V184H182ZM188 185H189V184H188ZM203 185H205V184H203ZM242 185H243V184H241L240 188L242 187ZM169 186H171V185L169 184ZM216 186L218 187V185H216ZM222 186H220V187H222ZM163 187H164V186H163ZM183 187H184V186H183ZM186 187H187V186H186ZM189 187H190V186H189ZM191 187H192V186H191ZM220 187H218V188H220ZM223 187H222V188H223ZM262 187H263V186H262ZM164 188H165V187H164ZM205 188H206V187H205ZM210 188H211V187H210ZM212 188H213V187H212ZM258 188H259V187H258ZM263 188H264V187H263ZM166 189H168V187H167ZM190 189H191V188H190ZM211 190H212V189H211ZM214 190H215V189H214ZM214 190H213V192H214ZM263 190H264V189H263ZM263 190H262V191H263ZM209 191H210V190H209ZM209 191H208V192H209ZM217 191H218V190H217ZM217 191H216V192H217ZM219 191H220V190H219ZM232 191H233V190H232ZM243 191H244V190H243ZM243 191H242V192H243ZM248 191L250 192V190H248ZM262 191H261V192H262ZM222 192H223V191H222ZM222 192H221V194H223ZM224 192H225V191H224ZM227 192H228V191H227ZM256 192H257V191H256V187H255V189H253L250 193H251V194H256ZM261 192H260V193H261ZM239 193H240V192H239ZM215 194H216V193H215ZM225 194H226V193H225ZM210 195H211V194H210ZM212 195H214V194H212ZM234 195H235V194H234ZM234 195H231V196H234ZM246 195H247V194H246ZM249 195H250V194H249ZM250 196H251V195H250ZM253 196H254V195H253ZM246 198H247V197H246ZM253 198H254V197H253ZM253 198H252V199H253ZM258 198H259V197H258ZM237 199H239V198H237ZM232 200H233V199H232ZM237 201H240V200H237ZM252 201H253V200H252ZM160 205H161V204H160ZM160 205H156V206L153 205V206H155V207H154V211L157 212V211L159 210ZM163 205H166V204H163ZM163 205H161V206H163ZM160 208H161V207H160ZM157 215H158V213H157ZM243 221H244V220H243ZM66 223H67V222H66ZM66 223H65V224H66ZM67 224H69V223H67ZM122 224H123V223H122ZM115 227H116V226H115ZM121 227H123V226L121 225ZM125 227H126V226H125ZM114 229H115V228H114ZM120 230H121V229H120ZM128 230H129V229H128ZM117 232H119V231H117ZM119 234H120V233H119ZM121 234H122V233H121ZM122 235H123V234H122ZM158 255H159V254H158ZM145 256H146V255H145ZM147 256H149V254H147ZM157 258H158V257H157Z\"/></svg>","mask_w":264,"mask_h":264}]
</instances>
